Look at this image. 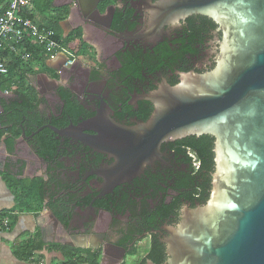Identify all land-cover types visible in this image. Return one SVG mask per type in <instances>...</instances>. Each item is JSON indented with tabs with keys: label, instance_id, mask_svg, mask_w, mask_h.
<instances>
[{
	"label": "flooded vegetation",
	"instance_id": "flooded-vegetation-1",
	"mask_svg": "<svg viewBox=\"0 0 264 264\" xmlns=\"http://www.w3.org/2000/svg\"><path fill=\"white\" fill-rule=\"evenodd\" d=\"M176 1L104 0L100 14L92 15L77 0L56 9L52 15L62 18L59 31L76 62L69 69L59 65L52 84L36 81L24 93L34 98L24 130L49 169L44 194L61 230L77 240L69 242L72 249L100 251V264H166L171 229L210 196L214 142L207 179L193 187L189 179L200 164L191 149L205 141L188 137L163 144L152 166L109 191L107 172L116 160L80 137L103 138L112 122L131 128L146 123L154 111L150 97L161 86H177L183 74L216 66L224 29L205 16L178 17ZM78 35L84 47L76 54ZM43 135L50 136L51 150L44 149ZM183 148L191 162L179 157Z\"/></svg>",
	"mask_w": 264,
	"mask_h": 264
},
{
	"label": "water",
	"instance_id": "water-1",
	"mask_svg": "<svg viewBox=\"0 0 264 264\" xmlns=\"http://www.w3.org/2000/svg\"><path fill=\"white\" fill-rule=\"evenodd\" d=\"M102 1L77 0L89 15L99 13ZM72 4L54 0L52 5ZM174 6L180 18L201 15L224 29L216 66L183 74L177 86H161L150 97L154 111L146 123L131 128L112 122L103 138L80 137L116 160L107 172L109 191L152 166L163 144L214 138L210 196L171 229L166 264H264V0H178ZM31 137L23 128L14 139L15 154L20 144L33 151Z\"/></svg>",
	"mask_w": 264,
	"mask_h": 264
},
{
	"label": "crops",
	"instance_id": "crops-1",
	"mask_svg": "<svg viewBox=\"0 0 264 264\" xmlns=\"http://www.w3.org/2000/svg\"><path fill=\"white\" fill-rule=\"evenodd\" d=\"M63 59L64 56L58 60L46 59L44 65L35 63L33 72L26 74L27 85L37 87L36 81L52 84ZM14 82L8 89L0 81V217L8 215L10 219L8 228L0 222V264H62L64 258L57 247L72 249L69 242L77 240L55 224L50 213L53 209L45 194L41 200L33 197L25 198L23 202L8 184L10 179L19 183V187L20 182L32 183L42 179L45 184L49 179V169L33 151L20 144L18 153L14 152V139L21 136L26 122L18 119L12 111H6L10 101L19 96L16 92L18 79L15 78ZM38 244L45 248L35 250L30 257L18 255L20 248Z\"/></svg>",
	"mask_w": 264,
	"mask_h": 264
},
{
	"label": "trees",
	"instance_id": "trees-1",
	"mask_svg": "<svg viewBox=\"0 0 264 264\" xmlns=\"http://www.w3.org/2000/svg\"><path fill=\"white\" fill-rule=\"evenodd\" d=\"M54 0H31L30 6L23 11V15L30 19L36 20V14L39 13L42 16V22L38 21L42 26H45L54 32V39L63 45H65L68 49L71 50L72 44L70 40H65L59 31L58 19H62L61 17H54L52 13L56 10L53 7ZM8 0H0V15L3 13L5 9V5L7 4ZM73 40L76 41V45L78 48L74 49V52L78 54L81 52V49L84 47V43L82 41V37L78 35L76 38L73 37ZM22 45L19 47L21 48ZM26 53L29 55L28 61H23L20 57L15 55H10L9 51L6 49L4 51V59L10 58L11 63L8 67L9 72L7 75L0 74V81L7 87L8 89L14 85V79H18V90L17 95H19L17 100H11L9 106L6 108V111L13 112V115L17 116L18 119L22 120L26 113L34 111V98L31 97L32 94L30 93L28 96L24 94L23 91H28L29 87L26 83V74L33 72V65L37 62H41L44 65L46 59H48V55L41 49L38 48L32 41L28 40L26 44L23 45ZM18 47V49H19ZM41 123V121H40ZM1 136V135H0ZM43 146L46 150H51L53 148V142L49 135H43ZM187 140H202L205 141L204 144L200 146H195L191 149L194 152L197 161L200 164L199 169L197 168L196 176L191 177L189 179L190 187L195 185V182L199 180L207 179V174L209 171L208 166V153L209 149L213 148L214 138L210 136H202V137H189ZM210 145V146H209ZM186 149L180 150L179 157H182L185 160V157L189 159L191 162L192 157L186 154ZM214 171V168H213ZM9 187L14 189L16 194L20 197L21 201L24 202L25 198H33L36 197L37 199L42 198L44 191V183L42 179H37L32 183L20 182V187L18 186L19 183L14 181V179H10L8 181ZM16 187H18L16 189ZM20 189V190H18ZM21 191V192H20ZM193 199V197H191ZM44 245H32L25 248H20V252H18L19 256H27L30 257L31 254L35 250H42L44 249ZM56 249V248H55ZM58 251L61 252L63 255V263L62 264H100L101 262V252H92L90 250H73L69 248L57 247ZM53 250V249H50Z\"/></svg>",
	"mask_w": 264,
	"mask_h": 264
},
{
	"label": "built area",
	"instance_id": "built-area-1",
	"mask_svg": "<svg viewBox=\"0 0 264 264\" xmlns=\"http://www.w3.org/2000/svg\"><path fill=\"white\" fill-rule=\"evenodd\" d=\"M30 3L31 0H8L0 15V74L2 75L8 74V67L11 63L10 58L4 59L6 49L10 55L18 56L23 61L29 60V55L23 46L28 40L41 48L48 55V59L58 60L64 56L63 68L69 69L76 62V57L70 49L53 38L52 30L42 26L37 20L23 15V11L30 6ZM20 45H22L21 48ZM0 222L5 228H8L10 225L9 216H1Z\"/></svg>",
	"mask_w": 264,
	"mask_h": 264
},
{
	"label": "rangeland",
	"instance_id": "rangeland-1",
	"mask_svg": "<svg viewBox=\"0 0 264 264\" xmlns=\"http://www.w3.org/2000/svg\"><path fill=\"white\" fill-rule=\"evenodd\" d=\"M42 19H43L42 16L39 13H37L36 14V20L42 22ZM79 58H80V56H79Z\"/></svg>",
	"mask_w": 264,
	"mask_h": 264
}]
</instances>
